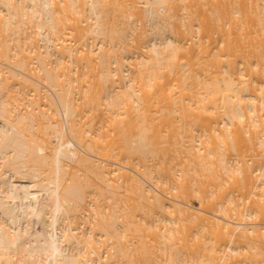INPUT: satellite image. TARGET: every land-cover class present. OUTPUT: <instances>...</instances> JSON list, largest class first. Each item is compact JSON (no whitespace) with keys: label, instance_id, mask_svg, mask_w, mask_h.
Segmentation results:
<instances>
[{"label":"bare ground","instance_id":"1","mask_svg":"<svg viewBox=\"0 0 264 264\" xmlns=\"http://www.w3.org/2000/svg\"><path fill=\"white\" fill-rule=\"evenodd\" d=\"M0 264H264V0H0Z\"/></svg>","mask_w":264,"mask_h":264}]
</instances>
